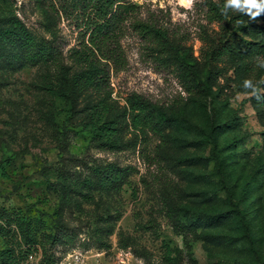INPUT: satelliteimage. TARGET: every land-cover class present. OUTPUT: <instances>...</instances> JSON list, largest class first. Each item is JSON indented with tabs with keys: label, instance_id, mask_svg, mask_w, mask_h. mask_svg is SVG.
I'll return each mask as SVG.
<instances>
[{
	"label": "rangeland",
	"instance_id": "rangeland-1",
	"mask_svg": "<svg viewBox=\"0 0 264 264\" xmlns=\"http://www.w3.org/2000/svg\"><path fill=\"white\" fill-rule=\"evenodd\" d=\"M130 1L175 33L178 55L127 30L125 67L106 68L95 89L62 85L82 70L71 57L78 0H0V261L9 252L30 264L23 247L34 242L37 257L75 250L80 264H167L166 245L178 264H264V106L243 86L264 80V14L229 10L227 22L239 18L227 29L209 13L225 0ZM226 40L233 52L206 58ZM48 53L67 68L63 78ZM131 93L182 118L154 108L134 128ZM93 121L113 122L115 147L102 146L108 133ZM212 128L221 173L205 135ZM168 209L189 225L187 244Z\"/></svg>",
	"mask_w": 264,
	"mask_h": 264
},
{
	"label": "trees",
	"instance_id": "trees-1",
	"mask_svg": "<svg viewBox=\"0 0 264 264\" xmlns=\"http://www.w3.org/2000/svg\"><path fill=\"white\" fill-rule=\"evenodd\" d=\"M224 3L211 4L209 6V13L211 15L210 20H217L220 22L226 21L227 23L236 21L239 16L232 17L226 20V15L222 13L221 8ZM75 8L78 10L82 17V32L80 33L81 39L75 46L71 57L74 62L82 66V70L72 75V77H66L62 81V85L69 86L70 84H80L86 87H93L100 89L106 82L107 69L111 67L115 72L122 70L126 65V55L122 46V38L125 36L126 31H130L133 34L139 36L142 40H145L148 44V49L157 52L162 55L164 53H171L174 51V56L178 55L171 44V35L175 34L161 23L158 19L152 15L146 17L141 15L140 7L130 0H78ZM229 12V11H228ZM10 29H1L2 37H7L11 32ZM9 36V35H8ZM30 40V39H29ZM233 52L232 44L229 40L218 41L209 46L205 56L211 60H215L223 54ZM44 56V55H43ZM51 64L54 67V75L62 76L67 74V68L60 65V61L55 57L47 54ZM181 62H184V58L180 57ZM187 67L188 64L185 63ZM50 94H56V90L51 86L46 89ZM255 101L264 106V94L262 93V99L258 100L253 96ZM129 109L137 112V115L133 119V126L137 128L140 123L139 116L146 120L148 117V111L156 108L158 113L169 119H181L182 117L170 106H161L152 104L143 99L136 93H131L127 100ZM142 120V119H141ZM99 121H93L91 129L98 132H107L105 143L102 146H106L111 149L115 145L110 144V135L113 133V122L106 121L101 122L99 126L96 124ZM205 135L209 141L213 144L212 157L217 166V172H222V159L219 152H215L218 140L214 133V128L210 131H205ZM105 147V148H106ZM224 189L226 194L232 202V190L231 187L224 183ZM233 203V202H232ZM234 211L239 212L236 208ZM172 209L167 210V216L171 220L173 231L180 234L185 239V243L188 241V232L190 234V227L186 222L180 218L178 212H172ZM23 247V259L25 260L28 253L36 250L37 243L25 242ZM39 246V245H38ZM42 254V262L45 264H57L59 258L50 260ZM0 264H17V258L12 257L11 253L4 252L1 254ZM19 259V258H18ZM164 259L167 264H178L176 257L171 255L170 248L166 245Z\"/></svg>",
	"mask_w": 264,
	"mask_h": 264
},
{
	"label": "clouds",
	"instance_id": "clouds-1",
	"mask_svg": "<svg viewBox=\"0 0 264 264\" xmlns=\"http://www.w3.org/2000/svg\"><path fill=\"white\" fill-rule=\"evenodd\" d=\"M229 10L247 14L254 20L264 14V0H225L221 11L227 15ZM259 66L264 67V63H261ZM261 83H264V80L258 81L255 84L252 80H245L243 86L245 89L250 90L254 97L260 100L262 99V89L259 87Z\"/></svg>",
	"mask_w": 264,
	"mask_h": 264
},
{
	"label": "built area",
	"instance_id": "built-area-1",
	"mask_svg": "<svg viewBox=\"0 0 264 264\" xmlns=\"http://www.w3.org/2000/svg\"><path fill=\"white\" fill-rule=\"evenodd\" d=\"M82 254L79 251L72 250L64 255L58 264H80ZM26 261L30 264H42V258L37 257L36 250L29 252Z\"/></svg>",
	"mask_w": 264,
	"mask_h": 264
}]
</instances>
